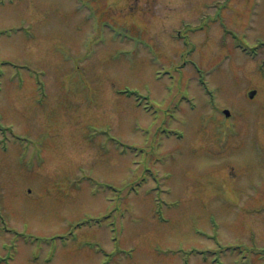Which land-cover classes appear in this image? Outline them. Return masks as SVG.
Returning a JSON list of instances; mask_svg holds the SVG:
<instances>
[{
    "label": "rangeland",
    "instance_id": "374dc122",
    "mask_svg": "<svg viewBox=\"0 0 264 264\" xmlns=\"http://www.w3.org/2000/svg\"><path fill=\"white\" fill-rule=\"evenodd\" d=\"M257 238L264 0H0V264H215Z\"/></svg>",
    "mask_w": 264,
    "mask_h": 264
},
{
    "label": "water",
    "instance_id": "95a60500",
    "mask_svg": "<svg viewBox=\"0 0 264 264\" xmlns=\"http://www.w3.org/2000/svg\"><path fill=\"white\" fill-rule=\"evenodd\" d=\"M254 93H255V91H252V92H251V95H253Z\"/></svg>",
    "mask_w": 264,
    "mask_h": 264
}]
</instances>
